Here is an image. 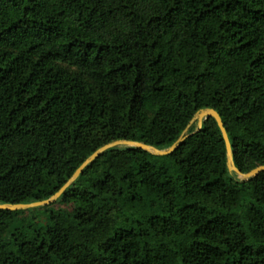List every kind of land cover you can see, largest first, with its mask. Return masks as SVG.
<instances>
[{
  "label": "trees",
  "instance_id": "obj_1",
  "mask_svg": "<svg viewBox=\"0 0 264 264\" xmlns=\"http://www.w3.org/2000/svg\"><path fill=\"white\" fill-rule=\"evenodd\" d=\"M207 108L264 166V0H0V204ZM0 264H264V172L210 117L109 149L0 210Z\"/></svg>",
  "mask_w": 264,
  "mask_h": 264
},
{
  "label": "water",
  "instance_id": "obj_2",
  "mask_svg": "<svg viewBox=\"0 0 264 264\" xmlns=\"http://www.w3.org/2000/svg\"><path fill=\"white\" fill-rule=\"evenodd\" d=\"M208 117L213 118L215 120L220 130V133H221L224 145H225L226 166H227L229 173H234L237 176V178L241 181H247L257 176L259 173L264 172V166H259L249 171L248 173H241L237 169L233 161V154L231 151L230 141H229L226 129L224 127V124L222 123L221 117L214 109L207 108V109H201L194 114L191 121L189 122V124L187 125V127L185 128L181 136L178 138V140L167 149H157L151 145H147L140 141L118 140V141L111 142L109 144L102 146L101 148L96 150L91 156H89L81 164V166L73 173V175L68 179V181L48 199L42 200V201H36L30 204H0V210L11 211V212L23 211V210L34 209V208L48 206L50 204H53L66 191V189L77 180V178L82 174L83 170L88 165H90L93 161H95L105 151L115 148V147L138 148L153 156H157V157L168 156L172 154L174 151H176L189 136L199 132L202 128L203 121ZM193 124H195L196 126L194 132L188 133V130L191 128Z\"/></svg>",
  "mask_w": 264,
  "mask_h": 264
},
{
  "label": "rangeland",
  "instance_id": "obj_3",
  "mask_svg": "<svg viewBox=\"0 0 264 264\" xmlns=\"http://www.w3.org/2000/svg\"><path fill=\"white\" fill-rule=\"evenodd\" d=\"M58 206L56 205V206H53V207H51L52 209H56ZM49 209V208H48ZM44 209H36V210H32L31 212H30V215H34L35 216V222L37 223V224H45V220H46V218H45V213H44ZM23 216H27V215H29V213L28 212H25L24 214H22Z\"/></svg>",
  "mask_w": 264,
  "mask_h": 264
}]
</instances>
